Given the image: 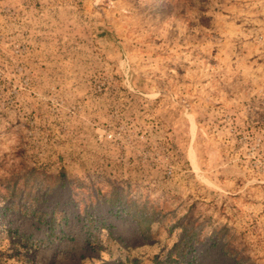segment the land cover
I'll use <instances>...</instances> for the list:
<instances>
[{
	"label": "rangeland",
	"instance_id": "374dc122",
	"mask_svg": "<svg viewBox=\"0 0 264 264\" xmlns=\"http://www.w3.org/2000/svg\"><path fill=\"white\" fill-rule=\"evenodd\" d=\"M0 264H264V0H0Z\"/></svg>",
	"mask_w": 264,
	"mask_h": 264
}]
</instances>
